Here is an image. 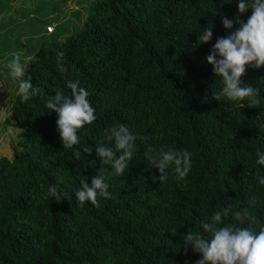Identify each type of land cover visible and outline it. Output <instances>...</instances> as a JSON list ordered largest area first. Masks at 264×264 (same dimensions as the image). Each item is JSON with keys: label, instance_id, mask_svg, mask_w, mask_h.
<instances>
[{"label": "trees", "instance_id": "16d2710c", "mask_svg": "<svg viewBox=\"0 0 264 264\" xmlns=\"http://www.w3.org/2000/svg\"><path fill=\"white\" fill-rule=\"evenodd\" d=\"M250 14L238 13L236 0H99L83 26L63 41L51 37L30 56L25 78L38 93L27 100L16 93L11 120L18 145L12 158L0 157V264H196L200 254L185 249L181 237L202 231L200 221L228 205L247 208L258 231L264 66H246L241 77L259 91V102L249 106L219 95V77L205 60L216 38L228 35L221 17L233 19L234 30V18ZM209 24L212 39L194 46L199 28ZM68 81L86 89L96 116L78 130L79 156L62 147L57 114L43 106L56 89L70 96ZM116 124L137 135L121 176L94 151ZM168 148L192 153L183 181L169 172L160 183L144 156ZM100 168L111 197L77 206L80 179L90 184ZM49 185L63 191L62 201L47 193ZM224 222L235 223L231 215Z\"/></svg>", "mask_w": 264, "mask_h": 264}, {"label": "clouds", "instance_id": "9594fccd", "mask_svg": "<svg viewBox=\"0 0 264 264\" xmlns=\"http://www.w3.org/2000/svg\"><path fill=\"white\" fill-rule=\"evenodd\" d=\"M238 13L243 14L251 9L246 21L239 16L233 19L222 16L221 22L228 35L217 37L212 50L205 57L212 66L221 89L219 95L227 101L241 103L247 101L249 106L259 102V91L250 83H243L241 77L245 74L246 66L260 68L264 66V0H236ZM213 25L199 28L196 45L208 43L212 39ZM57 65L64 71L60 57L57 54ZM8 75L17 83V94L22 100L34 97L38 89L31 79L25 78L26 65L13 54L5 64ZM70 96L60 89L54 90L55 95L47 96L43 106L48 112L57 114L56 126L60 143L65 149H71L76 156L80 152L74 146L81 144L78 130L90 125L96 119L94 108L88 99L89 93L78 82L68 81ZM264 128V123L260 125ZM136 133L124 124H116L106 129L103 141L95 143V156L101 165H109L116 176H121L129 168L136 149ZM93 149L85 147L84 152L91 154ZM150 165L158 172L155 179L163 183L174 173V179L183 181L191 169L192 153L187 149L168 148L153 153L151 149L144 153ZM256 164L264 166V152H256ZM100 168L98 175L91 178L90 184L81 178L79 188L75 191L74 200L77 206L83 207L85 202L96 204L97 199H108L111 192ZM258 183L264 185V176L259 177ZM47 193L57 202L65 195L56 185H49ZM231 215L235 223H225L224 218ZM254 217H250L247 208L231 211V205L220 207L210 216L200 221L202 231L189 230L181 237L182 246L199 253L196 264H264V225L256 231L252 227ZM245 222L247 226L244 225Z\"/></svg>", "mask_w": 264, "mask_h": 264}, {"label": "rangeland", "instance_id": "374dc122", "mask_svg": "<svg viewBox=\"0 0 264 264\" xmlns=\"http://www.w3.org/2000/svg\"><path fill=\"white\" fill-rule=\"evenodd\" d=\"M97 1L0 0V157L12 158L20 134L11 120L17 83L8 75L6 62L15 54L27 69L29 57L50 43L51 37L63 41L83 26L90 6ZM47 26L54 27L53 36L46 32Z\"/></svg>", "mask_w": 264, "mask_h": 264}, {"label": "built area", "instance_id": "2783aa9c", "mask_svg": "<svg viewBox=\"0 0 264 264\" xmlns=\"http://www.w3.org/2000/svg\"><path fill=\"white\" fill-rule=\"evenodd\" d=\"M46 31H47L48 34H51V33L54 32V27H52V26H47Z\"/></svg>", "mask_w": 264, "mask_h": 264}, {"label": "crops", "instance_id": "0c3cea01", "mask_svg": "<svg viewBox=\"0 0 264 264\" xmlns=\"http://www.w3.org/2000/svg\"><path fill=\"white\" fill-rule=\"evenodd\" d=\"M2 24V23H1ZM49 25V24H48ZM2 25H0V27H1ZM1 59V58H0Z\"/></svg>", "mask_w": 264, "mask_h": 264}, {"label": "bare ground", "instance_id": "6f19581e", "mask_svg": "<svg viewBox=\"0 0 264 264\" xmlns=\"http://www.w3.org/2000/svg\"><path fill=\"white\" fill-rule=\"evenodd\" d=\"M159 191V190H158ZM157 202V201H156ZM181 213V212H180ZM76 257V256H75Z\"/></svg>", "mask_w": 264, "mask_h": 264}]
</instances>
